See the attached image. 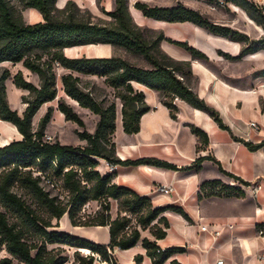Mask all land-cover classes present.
I'll return each mask as SVG.
<instances>
[{
  "label": "trees",
  "instance_id": "1",
  "mask_svg": "<svg viewBox=\"0 0 264 264\" xmlns=\"http://www.w3.org/2000/svg\"><path fill=\"white\" fill-rule=\"evenodd\" d=\"M20 1L25 7L40 10L44 20L27 23L11 0H0V63L8 60L23 62L25 67L38 74L40 82L37 85L28 80L22 70L14 75V84L29 91L23 96L22 100L27 106L23 114H20L17 109L11 107L7 96L5 81L11 77V71L6 68L0 74V119L12 122L23 134L22 139H15L0 146V251L5 248L9 254L23 264H62L67 257L55 256L51 250H48L46 244L59 246L63 244L90 249L86 255L77 249L73 264H95L97 255L102 261L118 264L113 255L114 248L128 249L137 245L142 239L143 246L147 249V255L152 259L153 264H164L174 253L183 251V247L162 250L156 240L147 236L142 237L141 229H149L156 239H162L167 236V229L170 227L165 212L174 210L188 218L187 212L184 208L175 205L154 207L149 196H142L131 188L113 182L115 172L102 175L98 170L99 158L121 164L147 163L172 169H178V167L158 158L120 159L116 155V143L113 140L116 130V102L106 103L105 100H98L82 84L81 76L74 72L106 77V83L117 91L116 96L122 100L123 125L127 133L140 131L141 117L150 110L144 91L136 89L133 81L161 90L164 96L163 103L169 107L173 118H177L179 108L175 99L179 97L207 111L220 127L231 130L230 127L224 122L220 112L194 91L185 79L192 74L190 61L178 60L168 55L172 62L169 64L154 54L153 47L159 45L160 41L166 38L165 35L161 34L153 42L146 39L141 28L131 24L128 19L126 0H116V9L106 12L115 19L113 24L95 23L76 16L70 12L71 7H76L71 0H68L62 8L55 6L56 0ZM226 1L236 2L246 8L255 22L264 28V11L255 2L250 0ZM135 6L148 17L170 22L191 21L214 34L245 43L238 56L220 50V54L227 58H240L264 49V36L251 39L247 34L230 26L214 23L199 11L183 5L150 6L145 2L137 1ZM253 8H255L254 11ZM167 39L187 49L194 58L210 61V57L198 47L185 41ZM93 43L124 46L128 50L144 55L154 67L144 68L118 55L69 56L65 53L67 47ZM183 65L188 66L189 71L185 72ZM57 66L69 70L61 76L65 93L77 100L82 107L100 116L95 132L77 131L79 137L87 141L85 146H74L44 139L45 130L53 115L52 106H49L41 117L37 130L33 128V118L41 106L54 100L58 95L55 71ZM257 74L264 75V69ZM58 108L65 114L67 120L85 126L84 119L64 97L59 99ZM192 131L203 145L208 143V134L202 128L192 125ZM235 138L244 142L252 150L264 144V142L255 144L237 136ZM201 147V145L198 146L199 149ZM205 159L214 160L220 165L221 170L237 183L230 184L221 179L207 180L200 186V197H203V194L237 197L246 195L245 187L250 182L226 171L216 158L199 156L194 166L199 168ZM35 171L40 174L36 176ZM43 176L48 177L53 184L56 177L62 178L64 187H67L73 196V201L69 204L57 203V198L50 196V193L40 184ZM83 179L87 181V184L82 182ZM15 184L28 189L34 198L46 205L51 216L49 220L39 216L29 217V206L13 190ZM100 198H105L108 202L107 210L110 209V199L118 201L116 218L112 219L108 214L90 224L110 226L111 239L108 244L97 243L69 232L47 228L53 225V218L61 219L66 213L69 214L73 224L89 225L77 222L76 205L82 206L87 200ZM9 214L16 215L22 221L28 220L26 223H31L35 227L32 229L41 238V244L31 242L27 237L29 228L19 227L17 223L10 222ZM134 216L137 217L138 224L132 228L131 223ZM260 227L264 231V224ZM135 260L137 264H144L142 254H137ZM12 262L13 259L9 256L0 259V264H12ZM170 264L182 263L173 259Z\"/></svg>",
  "mask_w": 264,
  "mask_h": 264
},
{
  "label": "crops",
  "instance_id": "2",
  "mask_svg": "<svg viewBox=\"0 0 264 264\" xmlns=\"http://www.w3.org/2000/svg\"><path fill=\"white\" fill-rule=\"evenodd\" d=\"M59 1L61 0H57V6L63 7L67 0L62 1L61 5ZM105 7L111 9L112 2H106ZM251 22L261 28L254 20L251 19ZM165 37L161 47L175 59L190 61L192 74L189 77H196L197 81L192 82L187 77L188 83L194 91L220 112L224 122L231 130L220 127L207 111L199 109L179 97L175 99L179 111L177 118H173L169 107L163 103L164 96L161 90L133 81L136 89L144 91L145 100L150 106V110L141 117L140 131L127 133L123 125L122 102L117 107L116 130L113 135V140L116 143V155L122 160L158 158L176 165L178 169L147 163H118L112 180L120 186L135 190L142 196H149L156 206L175 205L184 208L187 212L188 218L174 210L165 212L170 222L166 237L156 239L152 233L142 236L156 240L162 248L183 247V251L174 253L164 264H170L173 259L179 260L182 264H219L218 261L221 259L223 264H264V231L260 227L261 224H264V144L252 150L244 142L235 138V136L244 138L255 144L264 142V75L257 74L264 69V66H257L256 59L253 58L257 54L264 53V50L242 57V60L249 64L240 67V64H234L236 60L226 59L220 54V50H222L233 56H238L242 48L240 41L221 36L222 40L219 44H214L206 38L201 41L186 37L188 43L198 47L210 57V62L222 65L220 69H216L212 63L194 58L184 47L177 48L173 45L167 39L173 37L171 34H167ZM95 46L97 47V45ZM83 47L84 45L67 47L65 51L69 56H77L75 53ZM100 50L104 54L95 56L111 55L110 48L106 44L104 49ZM22 71L26 77L27 73H32L27 67L22 68ZM58 85H60V96L65 99L70 98L69 103L75 111L81 115L79 108L88 109L82 107L77 100L65 93L61 79H59ZM16 90L20 91L22 99L29 93L27 89L17 86ZM17 96L15 94L13 98L15 99ZM43 105L33 118V128L35 119H39L40 122L39 115L43 110ZM50 106L54 110L52 120L48 123L47 128L57 118L61 128L68 125L78 128V126H74L78 123L66 119L65 114L58 108V104H50ZM245 108L248 109V114L244 112ZM94 114L96 121L94 130L91 132L96 130L100 119L98 114ZM3 121L17 129L18 134L15 135V139L23 138V134L16 125L10 121ZM250 121H255L259 128L250 126ZM192 125L202 128L208 134L207 144L203 145L200 142L199 137L192 131ZM34 130L37 129L34 128ZM7 137L4 135L2 139ZM11 141L13 140H9V142ZM79 142L80 145L74 146H83L84 142L85 145L87 144V141L81 138ZM61 143L70 144L65 141ZM199 145L202 146L201 149L198 148ZM199 156L216 158L226 171L250 182L245 187L246 195L237 197L203 194V197H200V186L203 182L213 179L229 182L232 177L224 173L220 165L212 159H205L202 165L196 168L194 163ZM99 161L98 170L101 174L111 173L108 168L110 161L104 158H99ZM162 184H171L174 191L170 194L160 193L158 188ZM255 184L262 185L257 196L253 194L251 188ZM62 221L65 228L54 229L69 232L97 243L108 244L110 242L109 225H93L87 228L73 224L71 218L66 215ZM204 225H207L208 230L202 229ZM215 230H219L220 235L215 236L213 234ZM60 246H69L76 250L90 252V249L63 244ZM137 254L143 255L144 264H153L152 259L147 255V249L143 246L142 239L131 248L116 247L113 251L118 264H137L135 260ZM6 256L11 257L13 261H19L9 253ZM73 261L69 257L62 264H73Z\"/></svg>",
  "mask_w": 264,
  "mask_h": 264
},
{
  "label": "rangeland",
  "instance_id": "3",
  "mask_svg": "<svg viewBox=\"0 0 264 264\" xmlns=\"http://www.w3.org/2000/svg\"><path fill=\"white\" fill-rule=\"evenodd\" d=\"M12 3L16 6L19 13L23 16L24 20L27 23H36L39 21L44 20L43 14L34 7H25L20 0H11ZM62 1H59V4ZM68 1V0H67ZM66 1V2H67ZM73 3L76 4V7H71L70 12L76 14V16L83 18L85 20H92L95 23H101V24H113L115 22V19L106 13L107 11H113L116 9V0H71ZM137 1L145 2L150 6H162V7H174L183 5L185 7H188L190 9H194L199 11L201 14H203L206 18L211 20L214 23L230 26L231 28L235 30H239L240 32L247 34L251 39H258L262 38L264 36V28L261 26V28H258L257 25L251 22V19H253L246 8L243 6L237 4L236 2H227L226 0H126L127 5V17L130 20L131 24L135 26H139L143 32V35L146 39L149 41H155L157 38L161 35H167L171 34L176 40H183L185 42H188L186 40V37H190L192 39H208L211 40L214 44H219L221 39V35L214 34L210 32L209 30L199 26L195 25L191 21H178V22H163L161 20L153 19L151 17H148L144 15L142 10L138 9L135 6V3ZM106 2L110 3L112 2L111 9H106L105 4ZM66 4V3H65ZM61 5V4H60ZM258 6L264 11V0H260L257 3ZM55 6H57V0L55 2ZM65 6V5H64ZM63 6V7H64ZM108 7H110L108 5ZM62 8V7H58ZM253 11L255 8L252 9ZM254 20V19H253ZM255 21V20H254ZM164 40L160 41L159 45L156 47H153V52L156 54V56L161 59L163 62L171 64V60L169 59V54L161 47V43ZM202 41V40H201ZM200 41V42H201ZM173 43V42H172ZM109 46L110 48V54L111 55H118L122 56L125 59L129 60L130 62L134 63L135 65L144 67V68H153V64L142 54L136 53L134 51L128 50L126 47L121 45H114L110 43H93L92 44H85L82 49H80L79 52L75 53L77 56H83V55H89V56H95L96 54H104L100 49H104V46ZM191 44V43H189ZM242 48L245 46L244 42H241ZM97 45V47L95 46ZM177 48H183L182 46L173 43ZM99 46V47H98ZM97 48H99L97 50ZM240 50V51H241ZM264 50V49H261ZM219 51V50H218ZM65 53H67L65 51ZM109 55V56H111ZM230 60H236L234 64H240V67H245L248 65V62H244L242 57L240 58H227ZM253 58L256 59V65L257 66H264V53H260L255 55ZM240 60V61H238ZM205 61V60H204ZM210 62V61H208ZM233 62V61H232ZM216 69H220L222 67L221 64H217L215 62H210ZM10 69L11 71V77H9L5 83L7 85V96L9 98V102L12 108L17 109V111L20 114H23V111L25 110L27 104L23 102L22 95H20V91L16 90V86L13 83V77L14 75L19 71L22 70V68H25L23 62H14V61H3L0 63V74L6 69ZM183 70L185 72L189 71V67L186 65H183ZM55 71L57 73V82L59 79H61V76L65 72H69V70L64 69L63 67L57 66L55 68ZM32 72V71H31ZM24 73V72H23ZM76 75H80L82 78V84L86 87L87 90H90L98 100H105L106 103H110L115 101L117 104V107L121 105V98L116 96L117 91L109 86L106 83V77L104 76H98V75H92V74H82L78 72H74ZM27 77L24 74V76L32 81L35 84H39V76L37 73L32 72L31 74L27 73ZM35 74V76H34ZM183 78L182 76H180ZM187 80V77H185ZM190 81L196 82V77H189ZM264 86V83H263ZM60 85H58V95L57 97L44 104L43 110L40 113V118L43 116L47 108L50 106V104H58V101L60 99ZM27 92V91H26ZM15 94H17V98L15 97ZM66 101L69 103L70 98H66ZM48 104V105H47ZM79 111L81 112V117L84 118L85 126H80L79 124L74 125L78 126V128H73V125H68L63 128L60 127V122L55 119V122L49 126V128H46L45 130V136L44 139L47 140V136H51L50 141H60V142H68L73 145H80L79 142V135L77 131L81 130H88L93 131L94 125L96 121V115L94 112L89 111L88 109H82L79 108ZM244 112L248 114V109L245 108ZM53 117V116H52ZM39 118V117H37ZM52 120V118H51ZM50 120V121H51ZM4 122V123H3ZM38 122L39 119H35L34 128H38ZM48 127V125H47ZM49 129V130H48ZM17 129L14 128L13 125L5 123V121L0 120V144H7L9 140H15V135L18 134ZM48 130V131H47ZM95 132V131H94ZM4 135H7L8 137L5 139H2ZM19 136V135H18ZM85 146V142L83 143ZM0 145V146H3ZM34 174L37 176L40 173L38 171H35ZM82 172L80 171V175ZM48 177L43 176L41 178L40 184L43 186L45 190H47L50 193V196L57 198V203L59 204H69L71 201H73V196L68 190L67 187H64V181L62 178L56 177L54 179V184L50 181H48ZM84 184H87L86 180L83 179L82 181ZM90 184V183H88ZM13 190L21 196L28 204L29 206V217L33 218V216H39L40 218H43L45 220H49L50 213L46 209V205L39 201L38 199L34 198L33 195L30 193L28 189H25L24 187H21L19 184H15L13 187ZM110 209H106V205L108 202H106L105 198L100 199H90L87 200L82 206L80 204L76 205V211H75V218L77 222L82 224H89V225H82L86 226L87 228L92 227L93 225H90L92 223H95L96 221L102 219V217L108 216V214L111 215V218L114 219L118 215V201L116 199H110ZM154 207L156 206L153 202ZM66 217L69 218V214H65ZM65 215L63 217H65ZM9 220L10 222H15L18 224L19 227L29 228L27 229V237L31 242H37L41 244V238L37 233L34 232L32 228H35L31 223H26L27 221H22V219H18V217L14 214H9ZM63 217L61 219L53 218L52 219V226H48L47 228L50 230L52 228H65L63 223ZM156 221V220H155ZM154 221V222H155ZM137 217L134 216L132 220V228H134L137 225ZM139 228H142L139 226ZM142 236L151 234L149 229L143 230L141 229ZM46 247L48 250H51L52 254L55 256H66L67 258H71L72 260L75 259V250L76 248H72L69 246H59L57 244H46ZM8 251L3 248L0 251V259L6 255ZM35 250L33 251V253ZM82 254L86 255L88 254L86 251L82 250ZM13 264H19L21 262L19 261H13ZM110 264V262H109Z\"/></svg>",
  "mask_w": 264,
  "mask_h": 264
},
{
  "label": "built area",
  "instance_id": "4",
  "mask_svg": "<svg viewBox=\"0 0 264 264\" xmlns=\"http://www.w3.org/2000/svg\"><path fill=\"white\" fill-rule=\"evenodd\" d=\"M250 1H253V2H255L257 4L260 0H250ZM249 125L254 127V128H259L258 124L255 121H250ZM50 139H51V136L48 135L47 136V140L50 141ZM118 165L119 164L116 163V162H110L109 167H108L110 172H115V170L118 168ZM229 183L230 184H236L237 182L234 179H231L229 181ZM251 188H252L253 194L255 196H257L259 191H260V189L262 188V185L261 184H255V185L251 186ZM158 189H159L160 193H163V194H170V193H172L174 191V187L171 184H162ZM202 229L203 230H208L207 225H204ZM220 233L221 232L219 230L213 231V234L215 236L220 235ZM162 250H165V248H162ZM103 262H106V263L109 264V262H107V261H102L101 257L99 255H97L95 264H101ZM218 263L219 264H223V260L222 259L219 260Z\"/></svg>",
  "mask_w": 264,
  "mask_h": 264
}]
</instances>
